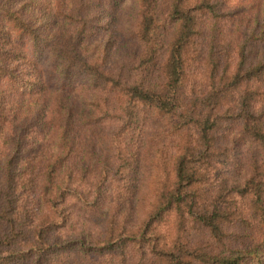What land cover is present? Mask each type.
I'll list each match as a JSON object with an SVG mask.
<instances>
[{
  "label": "trees",
  "instance_id": "obj_1",
  "mask_svg": "<svg viewBox=\"0 0 264 264\" xmlns=\"http://www.w3.org/2000/svg\"><path fill=\"white\" fill-rule=\"evenodd\" d=\"M0 0V264H264V0Z\"/></svg>",
  "mask_w": 264,
  "mask_h": 264
},
{
  "label": "rangeland",
  "instance_id": "obj_2",
  "mask_svg": "<svg viewBox=\"0 0 264 264\" xmlns=\"http://www.w3.org/2000/svg\"><path fill=\"white\" fill-rule=\"evenodd\" d=\"M129 4H131V2L130 0H127L126 5H129Z\"/></svg>",
  "mask_w": 264,
  "mask_h": 264
}]
</instances>
